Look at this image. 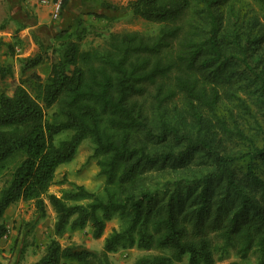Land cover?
I'll use <instances>...</instances> for the list:
<instances>
[{"label":"trees","instance_id":"1","mask_svg":"<svg viewBox=\"0 0 264 264\" xmlns=\"http://www.w3.org/2000/svg\"><path fill=\"white\" fill-rule=\"evenodd\" d=\"M236 1L132 0L126 11L158 31L111 32L83 49L77 21L52 46L19 59L22 76L47 72L0 92V171L22 155L0 188V240L9 232L6 210L24 201L41 218L48 205L55 214L54 236L33 264H113L111 253L132 248L144 252L132 264H173L185 255L188 264H216L231 253L264 264V135L225 121L217 132L208 115L223 100L252 112L242 94L264 110V0H253L248 19L238 17ZM9 75L0 65V77ZM187 115L194 135L183 130ZM231 138L246 150L224 147ZM84 140L94 146L103 185L51 192L57 169ZM195 162H209L207 171ZM114 218L119 224L100 251L60 241L89 224L99 239Z\"/></svg>","mask_w":264,"mask_h":264},{"label":"rangeland","instance_id":"2","mask_svg":"<svg viewBox=\"0 0 264 264\" xmlns=\"http://www.w3.org/2000/svg\"><path fill=\"white\" fill-rule=\"evenodd\" d=\"M132 0H118L116 5L118 8L115 10L118 22H120L119 31L125 30H138L141 32L152 33L158 31L160 25L152 22H148L140 17L132 15L126 11V7ZM257 10V5L253 0H238L236 1L235 11L239 18L248 19ZM236 17H234L235 19ZM108 34L101 38L100 43L103 44ZM264 55V51H263ZM255 58L251 61L253 67H256V72H259L263 68V64L257 65ZM242 68L239 67V71ZM46 66L41 67L40 75H46ZM31 72L26 73L21 77L24 81H30ZM15 78H7L5 81L0 80V92L11 90L16 82ZM247 100V104L251 108L252 112L242 110L237 102L223 100L217 107L215 116L210 115L209 119L216 126V131L219 132L218 121H225L229 128L237 125L242 128L245 134H256L258 139H263L264 135V113L259 110L256 104V99L251 96L242 94ZM257 96V94H256ZM259 104V103H258ZM261 109V108H260ZM230 110V111H229ZM208 117V116H206ZM186 122L188 125L183 130L194 135L196 132L195 127L192 125V119L187 115ZM211 122V123H212ZM71 131L61 133L56 137V141L67 138L71 135ZM220 137V136H218ZM224 147H227L230 151L246 150L244 146L235 142L234 138L230 140L223 139ZM94 146L89 140H84L80 145L78 152L74 160L66 166H62L57 170L55 184L51 187V192L60 193L63 187H69L70 184H82L92 191H97L103 183L104 176L100 173V169L97 166L96 158L93 156ZM201 156V154H197ZM22 160V155L12 157L6 163V168L0 171V188L4 182L9 178L10 173L15 166ZM194 169L207 171L209 162H201L204 164H197L195 162ZM179 177L180 175H175ZM54 212H48L45 217H40L36 213L35 207L31 202L19 201L12 205L9 211L6 213L4 219L9 228V232L6 237L0 240V259L5 264H33L44 253L45 246L51 235V226L54 223ZM32 225L30 226V224ZM119 220L117 218L112 219L109 222V226H118ZM71 235L64 234L60 237V241L63 245H76L80 248H84L87 245H92L93 249H96L99 245L97 241L88 244L85 236H81V241H71ZM144 252L132 248L121 250L117 253H113L110 260L113 264H132L134 260L143 255ZM232 261H238L241 264H256V258H252L249 262L240 259L235 253H231L226 259L218 261L216 264H229ZM63 264H79L75 261L68 260ZM92 264H97L92 262ZM175 264H188V255H185L181 262Z\"/></svg>","mask_w":264,"mask_h":264},{"label":"crops","instance_id":"3","mask_svg":"<svg viewBox=\"0 0 264 264\" xmlns=\"http://www.w3.org/2000/svg\"><path fill=\"white\" fill-rule=\"evenodd\" d=\"M116 2L118 0H67L59 19L53 20L51 3L38 4L29 0H0V65L9 66L12 70V75L3 79L0 77V80L5 81L7 78L16 76V84H19L22 77L19 59L36 55L40 50V44L45 47L52 46L55 44L58 34L67 29L70 31L75 29L77 21L81 22V28L85 30L81 47L88 49L100 45L101 38L120 30V22H118L115 10L107 6L108 4L114 5ZM40 70L41 67H37L29 72L40 74ZM72 161L62 164L59 168ZM14 204L9 206L6 213ZM47 211L53 212L50 205H48ZM114 227L116 226H109L108 223L104 235L99 239L92 237L90 224L69 231L67 234L71 235L72 242L81 241V236L87 238L85 240L88 241V244L97 241L99 245L96 249H93L92 245H87L84 248L100 251L103 248L104 239ZM50 233L54 236L53 224Z\"/></svg>","mask_w":264,"mask_h":264},{"label":"built area","instance_id":"4","mask_svg":"<svg viewBox=\"0 0 264 264\" xmlns=\"http://www.w3.org/2000/svg\"><path fill=\"white\" fill-rule=\"evenodd\" d=\"M38 4L51 3V17L53 20L59 19L65 0H29Z\"/></svg>","mask_w":264,"mask_h":264}]
</instances>
